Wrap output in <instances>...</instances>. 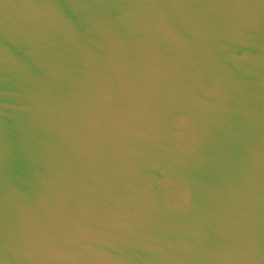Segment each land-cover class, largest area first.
Returning <instances> with one entry per match:
<instances>
[{
    "label": "water",
    "instance_id": "95a60500",
    "mask_svg": "<svg viewBox=\"0 0 264 264\" xmlns=\"http://www.w3.org/2000/svg\"><path fill=\"white\" fill-rule=\"evenodd\" d=\"M0 264H264V0H0Z\"/></svg>",
    "mask_w": 264,
    "mask_h": 264
}]
</instances>
